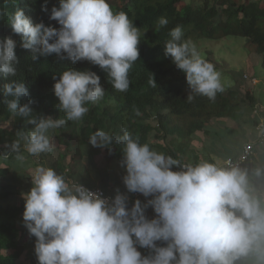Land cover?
<instances>
[{"label": "clouds", "instance_id": "1", "mask_svg": "<svg viewBox=\"0 0 264 264\" xmlns=\"http://www.w3.org/2000/svg\"><path fill=\"white\" fill-rule=\"evenodd\" d=\"M109 4L107 0H59L49 14L59 28L34 24L23 9L17 8L10 16L1 13L5 9L0 7V101L10 116L2 127L13 138L10 153L2 157L0 150L1 166L6 164L2 160L25 159L26 163L27 155L31 157L27 164H37L29 166L34 169L31 176L28 170L21 172L28 176L24 188L31 186L30 180L32 184L22 194V217L29 235L35 237L37 263L264 264V185L258 187L250 178L259 179L264 168L259 167L260 159L250 172L248 164L256 148L264 144L260 140L263 120L256 118L255 140L242 146L240 153L237 145L236 157L220 161L207 156L208 161L200 157L198 162L182 163L141 144L126 127L120 136L96 130L88 139L93 147L110 152L112 145L120 147L126 192L114 186H89L87 181H93L85 179L87 174L80 182L77 174H70L72 170L66 168L64 176L45 166L44 158L52 156L56 144L52 134L71 140V134L66 138L70 130L61 134L57 129L67 121H80L89 111L86 105L105 93L100 76L81 71L78 61L99 66L114 90L129 89L128 74L140 56V32L125 12H114ZM42 11H48L46 2ZM168 23L160 17L157 30ZM168 35L164 55L185 74L190 88L187 101L195 96L215 101L224 91L220 73L191 39L184 38L181 26ZM45 72L52 78L50 91L65 118L34 116L37 108L32 107L37 104L32 94L45 83ZM252 81L257 82L253 76ZM148 83L156 87L153 75ZM255 101V113L264 112V104ZM18 117L31 127L16 126ZM228 145L224 144V150ZM248 145L252 146L250 155L242 160ZM11 153L16 156L8 158ZM90 189H101L112 197ZM134 194L143 197L134 198ZM149 208L152 218L147 215Z\"/></svg>", "mask_w": 264, "mask_h": 264}, {"label": "trees", "instance_id": "2", "mask_svg": "<svg viewBox=\"0 0 264 264\" xmlns=\"http://www.w3.org/2000/svg\"><path fill=\"white\" fill-rule=\"evenodd\" d=\"M183 0H121V5L111 9L114 12H125L129 19L140 32L139 60H137L129 71L130 85L126 92L114 90L108 82L107 74L99 66L88 61H78L81 71H92L100 76L101 86L105 90L103 98L96 103L86 105L89 111L80 121H67L65 126L57 130L61 134L71 131V138L76 139L78 146L87 151V155L96 156L97 152L105 153L110 159H122V152L119 145H112L111 152L107 148L93 147L89 144V137L96 130H104L114 136L123 135V128H127L133 137H138L141 144H149L152 150L171 155L182 163L188 159L189 152L194 154L195 162L200 158L196 152L190 150V146L196 139V132H203L212 137V122H222L228 117H236V110L240 109V102L237 95L223 85L224 91L218 93L215 101H210L206 97L195 96L191 101H187L190 88L187 84L185 74L177 69L169 57L164 55V43L169 39V31L176 26H181L185 39H191L195 45L199 39L221 41L226 37L244 39L245 51L254 55L261 62L264 70V0H242L239 4L232 0H202L200 5H186L177 9L176 4ZM46 2L48 11H42V5ZM109 3V0H107ZM212 2V3H211ZM110 5V4H109ZM53 6H59V0H0V7L4 8L1 13L9 14L17 8L27 12V16L34 24L43 22L46 26L59 28L56 21L49 20V14ZM160 17H166L168 25L157 30V22ZM49 72H45V83L41 86L37 94H32L36 99L37 113L34 116H51L54 119L65 118L56 105L58 99L52 97L50 84L52 78ZM154 76L156 87H152L148 81ZM31 92L35 87L31 86ZM251 108L256 101L251 94L246 93ZM245 100V99H244ZM241 110L243 108L241 107ZM139 113V114H137ZM156 120V125H151L148 121ZM10 119L9 113L0 101V150L2 157L5 153H10V145L13 142L11 133L5 131L2 124ZM25 119L18 117L15 125L21 127L22 124L31 127L24 122ZM222 124V123H221ZM56 143L68 146L70 140L52 134ZM217 140L225 139L219 133L214 135ZM24 143H21V146ZM60 147V146H58ZM56 146L50 152L53 154ZM16 153L8 154V158H14ZM236 157L233 150H227L224 157ZM64 154L59 155L57 161L49 163V167L56 170L58 174H65ZM75 157H73V160ZM82 156H79V160ZM8 164V168H0V264H20L18 255L3 253L7 250H17L20 246L21 230L19 229L20 216L24 207L15 209L12 205H3L2 201L10 197L12 192L9 189L23 187V182L28 176L22 173L34 167L36 163L23 165L24 170L18 171L12 168L25 164L23 161L15 159L12 161L2 160ZM75 162V161H73ZM263 163V159L261 160ZM41 164L44 162L41 160ZM72 166V165H71ZM88 168V167H87ZM85 165L81 166L80 176L75 172L70 174L80 182L86 173ZM264 168V166L262 167ZM248 169V168H247ZM12 170H15L11 172ZM250 172V171H249ZM96 177L100 180L103 188H106L110 176L106 170H98ZM8 178L4 186L2 180ZM259 185H264V177L259 178ZM89 186L94 183L87 181ZM114 186V185H113ZM20 190V189H17ZM131 206V202H129ZM142 254H147L145 249H138Z\"/></svg>", "mask_w": 264, "mask_h": 264}, {"label": "rangeland", "instance_id": "3", "mask_svg": "<svg viewBox=\"0 0 264 264\" xmlns=\"http://www.w3.org/2000/svg\"><path fill=\"white\" fill-rule=\"evenodd\" d=\"M241 1L242 0H232V2H235L236 4H239ZM109 3L112 8L117 6L119 7L121 5V0H109ZM201 3L202 0H183L180 3H177L176 7L177 9H181L186 5L195 6L200 5ZM198 41L199 42L196 43L198 51L200 52L201 56L208 62H211L215 66L216 70L220 73L222 85L232 90L234 95H237L238 100H241L239 101L241 103L240 109L238 108L236 110L235 118L230 117V119L222 120V124L220 122L215 123L213 121V129L211 133L212 137L209 135H205L203 132H196V139L193 140L190 146V150L196 152V154L199 155L197 156L198 158L201 157L202 160L208 161L209 157L210 160L220 161L223 154H226V152H223L224 144L226 142L231 144L230 149H234L238 145L237 149L240 153L242 146H244L248 142L255 140L254 136L257 133V129H255L254 125L256 124L255 118H258V121H264V112L258 111V113H255V111L251 108L248 100L245 98V94H250L251 92L254 98L258 99L257 102L264 104V70L258 58L254 55L248 54L245 51L244 45L246 41L244 39L226 37L221 41H213L204 38L199 39ZM251 76L255 77L257 81L256 83L254 81H252V83L249 82ZM241 107L243 108V110H241ZM150 122L152 123V125L155 124L152 120H150ZM66 133V138L70 137V133ZM214 133H219L222 136L226 134V136L228 137L223 139L222 141L217 140L216 137L213 136ZM230 135L232 136L233 140H236L238 142L237 144L232 143ZM61 138H65V136H61ZM239 144H241L240 149ZM55 146L56 149L54 150L52 156L44 158L45 166H48V163L57 161L59 159V155L64 154L65 167L75 172L78 176H80V169L84 164L86 168L88 167L86 169L87 175H85V179L86 176H88L92 179L94 184L100 185V180L96 177L95 174L96 172L98 173V170H106V172L110 176V180L107 186L114 185V187H120L121 190L126 192V189L122 183V177L125 174V170L123 167H121L120 162H118L117 160L110 159L108 156H106L105 153L102 152H97L96 156L87 155V151L83 150V146H78L76 139H71L68 146L61 147L62 145L60 143H56ZM219 153H221V155L218 158ZM23 155L25 156V154ZM79 156H82L81 160H79ZM73 157H75L74 160ZM30 158L31 157L27 155L26 163L30 160ZM193 159L194 154L192 152H189L188 159L186 158L185 160L190 161ZM259 159H263V163L259 164V167H263L264 144L256 148L253 159L248 163L249 171H251L252 165H256L258 163ZM26 163L20 164L21 166H17V164L19 163H15L12 168H16L18 169V171H23V165H26ZM6 166L9 165L5 164L4 166H1L0 159V167L5 168ZM33 171L34 169L31 170L29 167L27 173L31 176ZM261 177H264V175H262ZM250 178L253 184H255L256 186L259 185L257 177L253 178L250 175ZM7 181L9 182L10 180L8 178H4L2 180L4 186H7ZM24 187L25 184L23 183L22 189ZM16 196L17 194H15L13 198L9 197L8 199L2 201L3 205H16L17 201L14 200ZM147 215L149 218H152L154 216V212L151 208L147 210ZM15 251L18 255L19 263L38 264L36 255H33L31 253V247H29L28 244H24L22 240H20V246L17 250H7L3 253L11 254L15 253Z\"/></svg>", "mask_w": 264, "mask_h": 264}, {"label": "crops", "instance_id": "4", "mask_svg": "<svg viewBox=\"0 0 264 264\" xmlns=\"http://www.w3.org/2000/svg\"><path fill=\"white\" fill-rule=\"evenodd\" d=\"M258 115V114H257ZM255 117H256V115H255ZM256 119V118H255ZM254 135H255V133H254ZM254 137H256V135L254 136ZM241 145V144H240ZM235 146H236V144H235ZM230 145H228V147L223 151V152H226V154H223V156L221 157V158H223L225 155H227V150H233L234 151V149H230ZM221 155V153H219L218 154V157ZM252 167V166H251ZM27 176V175H26ZM261 178V177H260ZM27 180L28 179H26L23 183L24 184H26L27 183ZM257 180H259V179H257ZM29 184L31 185V186H27L26 188H20V187H18L17 189H20V190H13V189H9L8 191H10V192H12L13 194H11L10 195V197L11 198H13V196L15 195V194H17V198L15 197L14 198V200L15 201H17V204L16 205H14V207H15V209H21L22 207H24V203H25V201L23 200V198H22V194L23 193H26V192H28L29 190H30V188L32 187V184H31V180L29 181ZM259 187V186H258ZM16 192V193H15ZM20 218H23L22 217V215L20 216ZM19 224H20V227H21V236H20V240H22L23 242H24V244H28L29 245V247H31V253L33 254V255H35V252H34V244H35V237L34 236H30L29 235V233H28V231H27V229L24 227V224H23V219H22V221H20L19 222ZM23 226V227H22ZM25 249V248H24Z\"/></svg>", "mask_w": 264, "mask_h": 264}, {"label": "built area", "instance_id": "5", "mask_svg": "<svg viewBox=\"0 0 264 264\" xmlns=\"http://www.w3.org/2000/svg\"><path fill=\"white\" fill-rule=\"evenodd\" d=\"M262 127V126H261ZM264 139V130H260V140H263ZM251 149H252V146H247L244 150L245 154L243 155L242 157V160H245L249 155H250V152H251ZM92 191H98L100 192L104 197H112L108 194H106L103 190L101 189H90ZM116 193V192H115ZM139 197H143L141 194H134V198H139Z\"/></svg>", "mask_w": 264, "mask_h": 264}]
</instances>
